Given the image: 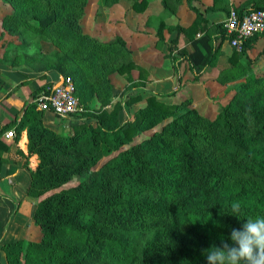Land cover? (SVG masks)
<instances>
[{
    "label": "trees",
    "instance_id": "1",
    "mask_svg": "<svg viewBox=\"0 0 264 264\" xmlns=\"http://www.w3.org/2000/svg\"><path fill=\"white\" fill-rule=\"evenodd\" d=\"M32 1L16 0L26 9L25 13H34L37 23L31 22L32 28L52 29L53 41L59 48L34 69L70 76L83 109L72 115L77 121L71 124L73 131L69 133L46 126L43 112L35 101L24 105L19 121L12 119L0 125V134L12 126L16 131L25 127L28 149L38 154L37 167L30 172V198L34 199L41 191L34 192L36 185L56 187L74 173L88 169L97 161V155L108 153L109 148L100 152V137L112 139L113 148L117 150L123 143H130L136 133L167 117L169 120L161 132L119 149L87 182L65 187L41 199L33 214L40 225L41 236L37 240L19 238L6 242L3 248L9 264H16L20 254L30 258L32 264H87L84 257L75 252L80 250V244L98 249L102 257L116 264H207L205 250L213 245L221 246L222 240L231 244L233 228L240 229L247 218L264 216V138L255 140L246 135L230 119L249 116L259 124L258 130L264 136V109L228 110L224 107L211 123L219 127L215 142L225 157L204 155L196 144L198 132L181 120L185 111L195 110L186 106L179 108L176 103L158 98L176 92L181 82L178 73L175 88L150 90L146 104L131 115L127 108L142 96L139 93L127 96V93L134 87H147L148 70L133 59L122 38L103 41L84 31L81 19L90 0H48L47 11L42 14H36L39 11L29 5ZM161 1L164 5L168 0ZM186 1L196 17L188 26L176 24L177 35L171 42L177 41L181 32L190 39L191 49L178 48V56L174 58L185 60L193 75L199 76L216 62L222 53V43L230 35L223 22L199 27L200 22L206 20L204 12L192 0ZM140 4L143 9L146 0H141ZM234 8L243 15L250 9L264 8V3ZM209 9L213 6L206 11ZM15 16L17 22L21 12L18 10ZM8 27L13 29L11 24ZM162 29L164 21L160 19L157 27L160 40H164ZM199 29L202 32L195 37ZM69 33L75 35L74 42L67 38ZM261 34L264 32L248 37L241 51L233 47L228 61L235 64ZM84 41L89 44L84 52L72 49ZM261 52L264 54V46ZM175 69L177 72V65ZM114 73L125 74L129 80L120 92L122 95L111 108L107 106L108 101L95 112H87L89 106L82 103L80 96L102 89L103 95L110 97L109 76ZM251 79L263 80L264 75ZM236 87L242 89L245 84ZM51 88L52 83L43 84L33 90L32 95L36 97L42 89ZM123 110L127 113L124 119ZM91 116L94 126L84 120ZM171 138H177V142L171 143ZM0 146H5L1 140ZM57 158L62 162L56 163ZM233 203L240 205L239 217L232 213ZM83 212L90 213L95 220H83ZM62 232L75 244L63 247L59 242Z\"/></svg>",
    "mask_w": 264,
    "mask_h": 264
},
{
    "label": "rangeland",
    "instance_id": "2",
    "mask_svg": "<svg viewBox=\"0 0 264 264\" xmlns=\"http://www.w3.org/2000/svg\"><path fill=\"white\" fill-rule=\"evenodd\" d=\"M47 1L48 0H39L36 3V0H33L29 3V5L34 6L35 10L39 11V13L37 12L36 14H42L44 11H47L45 8V3ZM231 7H236V5H232L229 8ZM18 10L21 12V17H18L16 22L14 20L17 19L15 15ZM25 10L19 6L16 0H0V47L3 49V51L8 52L9 54L8 58L6 57V59H8L6 61H9V59L12 60V57L14 56V61L17 63H21L26 67L34 69L39 67L41 62L46 60L47 55L58 47L53 41L54 33L52 29L47 27L45 30L41 31L39 29L32 28L31 22L35 24L37 23V19L33 17V12L27 14L25 13ZM83 23L84 16L81 19L82 26ZM9 24L13 25V29L8 27ZM53 28L55 31H58L56 26ZM25 29L28 31L23 33ZM208 33L211 34L212 29ZM263 35L264 34H261L258 37ZM66 36L71 42H74L73 40L76 38L73 33L66 34ZM183 42L185 43V46L191 47L189 38L183 37V40H181L179 43ZM21 43L24 45H20ZM176 43L177 42L169 45L170 62L169 64L165 65L169 68H175L177 63V66H180L181 63V60L176 61L173 59L171 54V52H179ZM88 45L85 44L84 41L79 44V47L74 46L72 49L75 51L78 50V52H84ZM162 45L163 42L161 40H156L153 45V57H156L157 61L152 63V78L146 80L147 87H134L127 93V96L136 93H139L142 96L139 101L131 104L127 108L131 115L136 109L146 104V97L150 94V90H152V88L149 86L155 87V83L161 81L164 88V58L163 55H159L157 57L155 53L156 50L162 47ZM262 47L263 46L260 44L252 43L238 58L237 62L232 64L228 61L227 57L231 53L233 46L229 43V40L226 39L225 46L223 47L225 49H222V53L218 56L216 62L213 65L207 66V68L199 76L189 74V68L187 67V64L183 65L181 82L178 84V89L176 92L169 96L158 97L159 100L164 102L176 103L179 108L186 106L187 108H192L195 110L196 113L185 111L181 117V120L187 122L191 129H194L198 132L196 144L204 155L225 157L224 151L218 149L215 142V139L219 136V127L211 123V120H213L224 107H227L228 110L241 109L244 107H249L252 109H264V79L259 81H254L251 79L252 76L261 77L264 75V54L261 52ZM225 50L227 51L225 52ZM144 54V52L143 54H139L137 49L135 50L134 54L132 52L130 53L132 57L140 56L141 59L144 58ZM158 54L159 53H157V55ZM122 57L123 56H121V58ZM85 74L89 76L90 73L86 72ZM133 74L135 77H137L136 70L133 71ZM109 78L110 82L112 83V94L110 97L107 94L103 95L102 89H97L98 91L93 92L92 94H82V96L79 95L82 103L89 106V108L87 107V112H95L99 107L107 104L108 101H110V103L107 104V106L108 108H111L113 102H115L122 95L120 92L127 87L129 82L125 74L116 75L114 73L110 74ZM241 83L245 84V87L238 89L236 86ZM169 86H167V88L168 90H171L172 88H169ZM86 99H89L87 103ZM126 114V110H123L122 119L127 117ZM70 119L73 120V123L77 121L74 116ZM230 119L234 125L239 127V131H242L246 135L252 136L255 140H262L264 138L263 134L258 130L259 124L252 120L249 116H247L246 119H242L238 116H232ZM84 120L90 126H94L95 124L93 116L85 117ZM168 120L169 117L165 118L162 122L155 124L151 128H147L136 133L130 143H123L117 150L113 148L114 143L112 139L100 137V152H102L105 148H109L108 153L97 155V161L91 164L88 169L74 173L69 179L62 180L60 185H57L56 187L46 186L42 188L36 185L34 187V192L39 190L41 191L38 195H35L34 199L31 198L32 201H34L32 217L35 221V224L39 226L40 233L37 238L29 240H37L41 236L40 225L33 216L35 208L41 199L46 198L52 192L60 191L65 187L77 184L79 182H87L90 180L91 176L96 173L100 167H102L103 163L111 156L116 154L119 149H125L131 143H137L142 139L149 137L151 134L161 132L163 130L164 124H166ZM59 130L69 133L73 131V128L71 125H69L59 128ZM163 134L166 136V133L163 132ZM170 142L176 143L177 138H171ZM61 162L62 159L57 158L56 163ZM226 162H228V160ZM37 178L40 181L42 180V178L39 176ZM81 217L85 221L95 220L93 215L88 212H83ZM243 223H246V221ZM184 228L186 229V226H184ZM59 242L65 248L75 244L65 232H62ZM79 246L80 250H76L75 252L78 255L83 256L87 264H116L107 261L104 257H102L98 249H91V247L89 248V245L86 244H80ZM16 264H32V261L30 258H26L23 254H20Z\"/></svg>",
    "mask_w": 264,
    "mask_h": 264
},
{
    "label": "crops",
    "instance_id": "3",
    "mask_svg": "<svg viewBox=\"0 0 264 264\" xmlns=\"http://www.w3.org/2000/svg\"><path fill=\"white\" fill-rule=\"evenodd\" d=\"M140 1L90 0L84 15L83 29L103 41L120 37L125 45L132 49L133 54L136 49L139 54L144 52L143 59L140 56H133V59L148 70L147 78L150 79L153 71L152 63L157 61V58L153 57V45L156 40H160L157 27L159 20L163 19L164 40H161L163 45L155 53L157 57L163 55L164 58V88L161 81L156 82L155 87H149L153 90L168 91L167 86L170 85L169 88L172 89L177 86V73L181 76L182 67L186 64L185 60H181L177 72L174 67L165 66L170 62L169 45L177 42L178 48L185 46L184 42L179 43L183 37H187L183 32L179 33L177 41L171 42L177 35L176 24L188 26L193 22L196 14L186 0H168L164 5L161 0H146L143 9L140 8ZM192 2L204 12L206 20L199 24V27H203L205 23L208 26L222 23L228 8L232 5L249 7L252 4L264 3V0H192ZM210 6H213V9L206 11ZM201 32L199 29L195 37ZM254 43L264 46V35L258 37ZM224 46L225 41L221 49H225ZM187 48L191 49L190 46ZM1 49L0 47V125L12 119L19 121L24 105L35 101L32 91L48 83H52L53 87L61 76L55 71L31 69L10 59L6 61L9 54ZM171 54L173 59L180 60L174 58L178 52ZM189 74H193L190 69ZM42 112L44 124L56 131L73 123L72 119L60 118L51 110H42ZM10 128L14 129L13 137L4 136V131L0 134V140L5 145L0 146V264H9L3 248L6 242L19 238L35 239L40 233L39 226L32 217L34 201L28 195L30 172L36 169L39 157L37 153L28 149L26 128L22 127L19 131L13 126Z\"/></svg>",
    "mask_w": 264,
    "mask_h": 264
},
{
    "label": "built area",
    "instance_id": "4",
    "mask_svg": "<svg viewBox=\"0 0 264 264\" xmlns=\"http://www.w3.org/2000/svg\"><path fill=\"white\" fill-rule=\"evenodd\" d=\"M223 26L230 35L229 43L241 51L248 37L264 32V8L250 9L239 15L237 10L231 7L223 20ZM35 103L38 109L51 110L57 116L68 118L83 109L70 76H63L58 85L38 94ZM14 134L13 128L4 131L6 137H13Z\"/></svg>",
    "mask_w": 264,
    "mask_h": 264
},
{
    "label": "clouds",
    "instance_id": "5",
    "mask_svg": "<svg viewBox=\"0 0 264 264\" xmlns=\"http://www.w3.org/2000/svg\"><path fill=\"white\" fill-rule=\"evenodd\" d=\"M231 208L238 216L240 205ZM230 239L231 244L222 240L221 246L205 250L207 264H264V216L247 218L240 229H232Z\"/></svg>",
    "mask_w": 264,
    "mask_h": 264
},
{
    "label": "water",
    "instance_id": "6",
    "mask_svg": "<svg viewBox=\"0 0 264 264\" xmlns=\"http://www.w3.org/2000/svg\"><path fill=\"white\" fill-rule=\"evenodd\" d=\"M62 79H63V76L61 75L60 80L58 82H56L55 86L58 85Z\"/></svg>",
    "mask_w": 264,
    "mask_h": 264
}]
</instances>
